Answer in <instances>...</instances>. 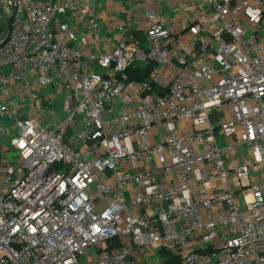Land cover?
<instances>
[{"label": "built area", "instance_id": "1", "mask_svg": "<svg viewBox=\"0 0 264 264\" xmlns=\"http://www.w3.org/2000/svg\"><path fill=\"white\" fill-rule=\"evenodd\" d=\"M99 1L0 0V264H264V0H138L96 53Z\"/></svg>", "mask_w": 264, "mask_h": 264}, {"label": "crops", "instance_id": "2", "mask_svg": "<svg viewBox=\"0 0 264 264\" xmlns=\"http://www.w3.org/2000/svg\"><path fill=\"white\" fill-rule=\"evenodd\" d=\"M137 1L138 0H100L94 16L97 17L102 26L103 40L102 42L90 45V49L88 46V50H92L96 53H103L111 50L122 36H128L129 33L138 34L143 32L145 26V10L137 7ZM161 6L163 10L165 9L166 11H170L171 8H173L169 2L162 3ZM251 14L252 10L249 9L247 16ZM117 19L127 22L129 31L126 33L120 32L115 27L114 23ZM138 23H143V27L138 28ZM40 93L45 94L42 105L36 102L35 106H31L29 100H20L21 108L16 109L17 118H24L38 112L42 115V118L46 123L51 124V121L48 120V112H51V109H56L54 107L55 104H58L59 106L62 101L56 97L55 91L50 87H43L40 90ZM55 115L56 113L54 112L53 117Z\"/></svg>", "mask_w": 264, "mask_h": 264}, {"label": "rangeland", "instance_id": "3", "mask_svg": "<svg viewBox=\"0 0 264 264\" xmlns=\"http://www.w3.org/2000/svg\"><path fill=\"white\" fill-rule=\"evenodd\" d=\"M165 12H167L165 9H164ZM86 18H89V17H86ZM1 23H0V36L1 38L5 37V35L7 34V20H5L3 18V16H1ZM137 27L138 28H141L143 27V23H138L137 24ZM97 73L98 74H102L103 73V70L101 68H97L96 69ZM62 101V99H60ZM59 100V101H60ZM116 103L119 104V101H116ZM56 109H51V112H48V116H49V121H51V124H54L57 122V120L59 119H62L63 118V110H62V102H60V105L58 106V104L54 106ZM54 112L58 115H55L53 117V114ZM212 120L215 121V120H218V115L217 113H215L212 117ZM46 123V122H45ZM14 125V122H11V121H6L5 122V128L7 131L10 130V127ZM81 125H76L74 126V129L73 131H76V132H79L81 130ZM17 136V131L16 130H12L10 134H5L1 137V146L4 148L6 146L9 147V141L10 140H14L15 137ZM132 148V146H131ZM10 150L9 151V161L12 162L14 160V158L17 156V151L13 150V146L10 145ZM244 153H246V151H244ZM246 155V158H248V154H245ZM239 157H242V152L239 151V154H238ZM252 175L254 176H257V178H260V172H257V171H252ZM161 250H162V247L160 245H157L155 247V252H156V255L153 257V258H150V260L153 262V263H162L166 260V257L162 255L161 253Z\"/></svg>", "mask_w": 264, "mask_h": 264}, {"label": "trees", "instance_id": "4", "mask_svg": "<svg viewBox=\"0 0 264 264\" xmlns=\"http://www.w3.org/2000/svg\"><path fill=\"white\" fill-rule=\"evenodd\" d=\"M157 65L155 63H150L149 65H146L145 67H139V66H132L128 70L129 78L131 80H137L139 82L146 81L149 79V75L151 71L156 67ZM162 255L165 257H171V260L169 261L170 264H176L177 258H175L170 252L162 251Z\"/></svg>", "mask_w": 264, "mask_h": 264}, {"label": "water", "instance_id": "5", "mask_svg": "<svg viewBox=\"0 0 264 264\" xmlns=\"http://www.w3.org/2000/svg\"><path fill=\"white\" fill-rule=\"evenodd\" d=\"M10 29H11V18L9 17L7 19V34H6V37H5L4 41L2 42V44H4L7 41L8 37H9Z\"/></svg>", "mask_w": 264, "mask_h": 264}]
</instances>
